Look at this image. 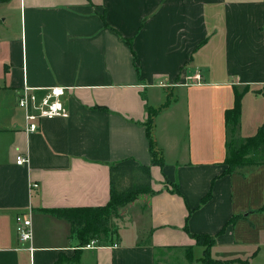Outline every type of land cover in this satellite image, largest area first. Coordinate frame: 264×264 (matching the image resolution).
Here are the masks:
<instances>
[{
  "label": "crops",
  "instance_id": "1",
  "mask_svg": "<svg viewBox=\"0 0 264 264\" xmlns=\"http://www.w3.org/2000/svg\"><path fill=\"white\" fill-rule=\"evenodd\" d=\"M14 10L15 31L0 36V264H162L169 250L203 254L198 234L214 235L212 259L264 264V163L225 164L229 135L253 136L264 121V0H18ZM23 85L66 86L68 117L26 132ZM149 109L163 158L152 191L125 205L111 239L85 248L52 210L104 206L110 164H150ZM28 210L22 242L14 218Z\"/></svg>",
  "mask_w": 264,
  "mask_h": 264
},
{
  "label": "trees",
  "instance_id": "2",
  "mask_svg": "<svg viewBox=\"0 0 264 264\" xmlns=\"http://www.w3.org/2000/svg\"><path fill=\"white\" fill-rule=\"evenodd\" d=\"M6 0H0V3ZM235 101L232 109L226 110L225 119L232 124L237 122L239 117V106L241 93H235ZM149 120L147 122V140L149 144V155L151 158L150 164H136V165H109V190L110 197L104 206L92 207H77V208H62L54 209L52 212L58 218H64L69 221L71 226V235L74 236L79 245H84L93 239L104 237L111 239L109 234L111 232V218L118 217L119 210L122 206L134 201L138 195L147 194L152 191L151 188V165H162L163 158L156 150L155 143L151 135L152 116L155 114L154 110L149 109ZM228 140V139H227ZM231 142H226V171H234L245 165H256V163H264V121L258 128L255 135L245 138H236L231 135ZM233 146V153L238 160L230 167L228 159V149ZM230 163V162H229ZM231 164V163H230ZM197 244L201 240L205 246L204 253L199 258L202 264H229L230 261H221L212 259L209 255L210 246L214 242V235H192ZM187 259L191 261L190 250H187Z\"/></svg>",
  "mask_w": 264,
  "mask_h": 264
},
{
  "label": "built area",
  "instance_id": "3",
  "mask_svg": "<svg viewBox=\"0 0 264 264\" xmlns=\"http://www.w3.org/2000/svg\"><path fill=\"white\" fill-rule=\"evenodd\" d=\"M194 78L199 79V73L194 75ZM68 88L62 85H54L48 88L32 87L23 85L17 95V103L24 111L25 131H35L38 129L40 121L46 118L68 117V110L61 101V96L64 95ZM41 96H38V91H43ZM26 161V157L19 154L16 157V163L21 164ZM31 211L17 213L14 218L15 230L17 238L20 241H30L32 239V228L30 222ZM95 239L83 245L85 248H93ZM32 248L29 247L28 250Z\"/></svg>",
  "mask_w": 264,
  "mask_h": 264
},
{
  "label": "rangeland",
  "instance_id": "4",
  "mask_svg": "<svg viewBox=\"0 0 264 264\" xmlns=\"http://www.w3.org/2000/svg\"><path fill=\"white\" fill-rule=\"evenodd\" d=\"M17 2H18V0H10V2L7 5L3 4L0 6V7H2V8H0V12L3 13L2 16H9V14L12 15L11 16L12 19H10V22L7 23V26L6 27H0V36H2V37H3V33L8 34V35H12V32L15 31V29H16L15 27L18 25L17 13L14 10V6L17 5ZM5 7L9 9V12L5 9ZM4 9H5V11H3ZM3 52H4L3 44L0 43V65L2 62H4ZM231 135H229V137H228V140H227L228 142H231L230 141ZM228 156L229 157L227 159V162H228L229 166L232 167L238 160L236 158L238 156H235V154L233 153V146H231L228 149ZM124 207H125V205L122 206V208L119 210L120 214H122ZM120 214L118 217H112L110 219L111 220V223H110L111 228H113L112 222L115 219H118L120 217ZM203 242H206V240L203 239L200 241V243H202V245H203ZM161 254H163V253H160V251H159L157 253V256H159ZM201 254H202V247L201 246H199V247L195 246V249L193 250V257H192V253L190 251L191 261H188L186 249H184V250H182V249L181 250L180 249L169 250V252L165 251L164 255H166V256H164L163 259L161 258V261H162V264H202L200 262V260H196L197 258H199V256H201ZM193 258H194V260H193Z\"/></svg>",
  "mask_w": 264,
  "mask_h": 264
}]
</instances>
